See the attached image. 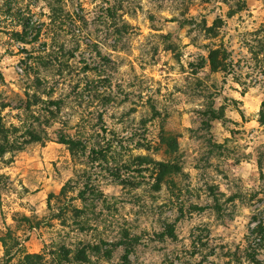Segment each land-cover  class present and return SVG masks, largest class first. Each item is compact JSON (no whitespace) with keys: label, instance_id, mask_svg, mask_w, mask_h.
<instances>
[{"label":"rangeland","instance_id":"1","mask_svg":"<svg viewBox=\"0 0 264 264\" xmlns=\"http://www.w3.org/2000/svg\"><path fill=\"white\" fill-rule=\"evenodd\" d=\"M0 78V264H264V0H0Z\"/></svg>","mask_w":264,"mask_h":264},{"label":"trees","instance_id":"2","mask_svg":"<svg viewBox=\"0 0 264 264\" xmlns=\"http://www.w3.org/2000/svg\"><path fill=\"white\" fill-rule=\"evenodd\" d=\"M110 12V10H108ZM187 24V22H184ZM222 20L216 19L212 22L211 26H206V23L203 21L201 28L202 32L204 33V36L207 37L208 39H214L218 36L219 30L221 28ZM27 27L23 26L22 28V34H17L16 37L18 39H23V36L26 35ZM205 63L209 67L210 71L212 73H223V74H228L232 69V63L229 57L228 52L219 47L215 49H209L207 52V57ZM1 79V78H0ZM203 115L207 118V122H210L211 120H217L221 119V116H219L214 110L207 109ZM258 123L260 125H264V101L261 104V109L259 111V119ZM8 133L9 130L4 128L2 124V119L0 117V156L6 154L9 151H12V144L10 143L8 139ZM58 141L60 144L64 145L67 147L70 155L75 158L79 153H83L87 149V144H89V140L87 139H71L69 137L65 136H60L58 138ZM162 143L165 144L167 151L170 153H174L177 150V142L174 137H161ZM90 153L97 155L101 154V152L95 148L90 149ZM142 160L146 161L145 158H141ZM156 168L158 169V174L156 176V184L155 188L158 190V187L160 184L163 182V179L165 176L170 175L173 172H177L176 167H172L168 164L159 162L155 164ZM66 189V186L62 188L61 194H64ZM80 199L82 198V194L79 195ZM2 245L4 246L5 244L1 241ZM40 256L38 255H28L25 257V264H36L35 260H39ZM76 259L79 262L85 263L87 261V258L84 254L83 251H79L76 255ZM63 261H67V258L65 257ZM63 261L57 262V264H63Z\"/></svg>","mask_w":264,"mask_h":264}]
</instances>
